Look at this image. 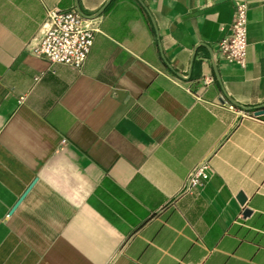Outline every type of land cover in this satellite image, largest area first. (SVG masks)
Here are the masks:
<instances>
[{"label":"crops","instance_id":"crops-1","mask_svg":"<svg viewBox=\"0 0 264 264\" xmlns=\"http://www.w3.org/2000/svg\"><path fill=\"white\" fill-rule=\"evenodd\" d=\"M236 1L0 0V264H264V0L243 68ZM52 8L97 29L79 71L30 52Z\"/></svg>","mask_w":264,"mask_h":264},{"label":"built area","instance_id":"built-area-1","mask_svg":"<svg viewBox=\"0 0 264 264\" xmlns=\"http://www.w3.org/2000/svg\"><path fill=\"white\" fill-rule=\"evenodd\" d=\"M246 12V0L236 1L231 22L220 28L222 36L217 48L223 61L240 68L246 62ZM96 32L97 29L88 25L87 19L77 10L52 8L47 10L41 38L30 52L48 64H61L79 71L90 52ZM208 82L204 80V83ZM229 108L233 109L232 106ZM208 168L206 162L195 167L185 181L184 191L192 192L202 188L208 179Z\"/></svg>","mask_w":264,"mask_h":264},{"label":"water","instance_id":"water-1","mask_svg":"<svg viewBox=\"0 0 264 264\" xmlns=\"http://www.w3.org/2000/svg\"><path fill=\"white\" fill-rule=\"evenodd\" d=\"M85 19H88L87 17H85V16H83ZM90 19V18H89ZM262 113H264V109H262V110H258L255 114L256 115H258V114H262ZM237 199H238V201L240 202V203H243L244 202V196L240 193V194H238V196H237ZM249 213V211L248 210H244V212H243V214L244 215H247Z\"/></svg>","mask_w":264,"mask_h":264}]
</instances>
